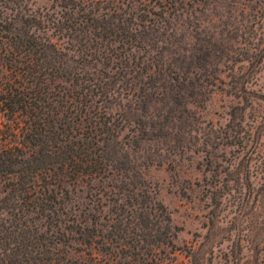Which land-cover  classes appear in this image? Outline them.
<instances>
[{
	"label": "rangeland",
	"instance_id": "374dc122",
	"mask_svg": "<svg viewBox=\"0 0 264 264\" xmlns=\"http://www.w3.org/2000/svg\"><path fill=\"white\" fill-rule=\"evenodd\" d=\"M10 14L40 21L41 35L76 59L84 50L65 28L117 25L99 73L115 85L105 104L119 132L113 179L76 187L60 228L78 237L70 231L91 214L102 234L122 238L110 257L68 239L60 255L74 264H264V0H0V16ZM122 34L147 42L124 45ZM4 67L0 84L21 81ZM5 123L0 116V130Z\"/></svg>",
	"mask_w": 264,
	"mask_h": 264
},
{
	"label": "trees",
	"instance_id": "16d2710c",
	"mask_svg": "<svg viewBox=\"0 0 264 264\" xmlns=\"http://www.w3.org/2000/svg\"><path fill=\"white\" fill-rule=\"evenodd\" d=\"M40 26L36 19L0 16V64L21 80L0 84V116L6 120L0 130L6 137L0 145V264H74L57 250L65 239L86 246L90 256L98 251L110 257L108 246L122 237L102 234L95 215L70 231L78 236L73 239L60 227L76 187L113 179L119 132L105 104L115 85L103 82L99 73L110 66L101 49L118 36L117 25L96 18L65 28L72 32L68 40L84 50L78 59L41 35ZM144 38L122 34L118 42L137 48ZM56 82L64 84L60 100Z\"/></svg>",
	"mask_w": 264,
	"mask_h": 264
}]
</instances>
